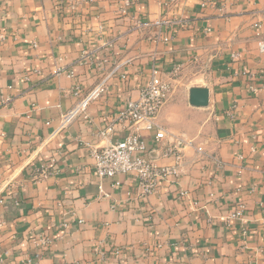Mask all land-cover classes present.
Instances as JSON below:
<instances>
[{
    "label": "crops",
    "instance_id": "1",
    "mask_svg": "<svg viewBox=\"0 0 264 264\" xmlns=\"http://www.w3.org/2000/svg\"><path fill=\"white\" fill-rule=\"evenodd\" d=\"M130 1L0 0V264H21L43 233L39 264H264V0ZM152 65L170 84L156 120L183 164L142 196L132 175L98 179L91 152L132 129L99 135ZM109 74L88 119L58 129L73 87ZM190 87L208 89L207 106L189 104Z\"/></svg>",
    "mask_w": 264,
    "mask_h": 264
},
{
    "label": "built area",
    "instance_id": "2",
    "mask_svg": "<svg viewBox=\"0 0 264 264\" xmlns=\"http://www.w3.org/2000/svg\"><path fill=\"white\" fill-rule=\"evenodd\" d=\"M211 2L212 0H203L202 5ZM130 3V0H125L126 6H129ZM68 6L70 9H74L78 6L77 1ZM169 22V20H157L153 24L161 27L162 25H168ZM174 22L178 25L190 26L189 21L183 18H179ZM147 24L144 23V25ZM160 38L163 42H168L172 38V34H162ZM258 48L261 52H264V40L258 42ZM84 56L83 58H85ZM178 69V66L173 67L169 71L170 75L176 74ZM109 77L110 74L103 77L85 92L79 86L73 87L71 94L75 97V103L60 115L58 129L66 127L78 118L88 119V106L107 91ZM169 91L170 84L164 73L159 67L152 65L147 82L142 87L139 97L137 99H127L122 108L116 111L112 121L104 129L99 130V135L102 138H107L113 134L115 126L118 124L128 123L132 126V129L121 139L92 150L93 172L98 179L132 175L140 187L142 196L156 193L162 180L175 183L183 164L181 140L179 141L173 137L156 120L157 112L167 99ZM9 100V97H3L0 102L7 103ZM140 130L152 133L153 150L159 152V158L170 160L169 163L159 164L156 158L149 153L150 148L147 147L145 140L140 136ZM197 150L201 151V148L198 147ZM211 159L217 165L220 164V161L215 157H211ZM99 187L101 189V186ZM179 196L186 197V191H180ZM192 203L195 204V202ZM242 215V205L240 204L230 212L227 219H239ZM63 226L67 227V224H63ZM29 240L32 252L21 264H39V259L45 250L49 248L51 239L46 233H43L33 234Z\"/></svg>",
    "mask_w": 264,
    "mask_h": 264
},
{
    "label": "water",
    "instance_id": "3",
    "mask_svg": "<svg viewBox=\"0 0 264 264\" xmlns=\"http://www.w3.org/2000/svg\"><path fill=\"white\" fill-rule=\"evenodd\" d=\"M209 91L206 87H190L188 90L189 104L195 107L208 105Z\"/></svg>",
    "mask_w": 264,
    "mask_h": 264
}]
</instances>
